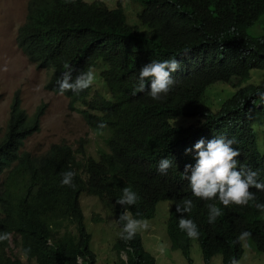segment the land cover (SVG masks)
Masks as SVG:
<instances>
[{
	"label": "clouds",
	"instance_id": "clouds-1",
	"mask_svg": "<svg viewBox=\"0 0 264 264\" xmlns=\"http://www.w3.org/2000/svg\"><path fill=\"white\" fill-rule=\"evenodd\" d=\"M81 1L100 5L116 21L134 31L137 27L143 31L140 25L146 24L141 23V16L154 7L151 0H140L143 8L136 14L138 22L131 24L122 0ZM263 37L264 33L257 40L264 41ZM128 43L129 39L125 40L124 51ZM106 48L118 50V38L87 39L81 43L80 51L88 56L100 54ZM203 50V44L184 46L177 37L166 55L129 58L125 54V62L114 68L102 56L89 64L85 71L78 73H73L71 66L65 64L66 71L58 80L59 92L46 88L54 68L41 67L52 69L51 77L44 86L48 91L68 97L64 94L67 91L79 95L83 90H89L86 101L71 104V98H68L72 109L78 103L84 106L80 112L95 135L82 138L77 147L53 143L44 152L34 153L25 148L26 140L40 130L45 104H41L30 116L22 107L21 99V108L28 117H35L40 110L41 113L38 128L22 139L18 152L42 157L52 150L54 144L66 145L69 147L65 155L67 167L59 180L46 179L44 172L47 169H43L25 185L19 180L10 179V172L17 161L0 173V264H58L50 252H29L22 233L16 229L35 220L40 209L48 215L45 225L50 230L51 246L58 243L66 250L76 251V264H98L97 254L91 248V233L86 226L83 195L96 197L104 208L102 212L91 214L93 222L98 223L104 215L111 214L118 228V236L112 246L115 264H158L156 257L146 249L142 233L151 228L149 220L155 216L157 204L163 200L171 202L167 220L171 247L181 250L188 260L187 264H193L191 247L194 242L200 244L204 264H211L219 254L222 264H239L242 257L253 259V252L264 253V246L258 237L245 224L234 221L228 215L229 209L254 205L260 210L259 217L264 220V203H257L259 192L264 191V179L260 171L242 162L241 152L233 138L214 118L196 113L193 116L179 114L167 119L172 128L192 131L180 147L169 148L160 141L159 120L168 114L174 96L186 83L185 75H194L197 80L204 81L202 106L214 115L233 106L239 92L264 85L243 84L251 78L252 70L258 68L251 67L247 75H243L233 71L238 65L236 62L225 61L217 75L212 74L213 68L205 65V60H198L189 67V58ZM108 71L109 75L105 77L104 73ZM96 81L104 85L107 95L94 90ZM219 82L223 84L215 89L234 87L236 90L226 99H217L218 107L204 103L209 88ZM123 90L128 94L127 100L150 102L155 105L154 109L148 110L147 115L133 110L116 98V94ZM251 103L261 113L259 110L264 109V91L257 92ZM105 116L111 123L101 121L97 125V119ZM8 123L0 136L1 143L9 142L14 137L9 132ZM253 128L258 142L256 152L264 170V152L259 146L254 120ZM93 142L97 145L94 153L90 151ZM126 165L138 169L140 176L113 193L116 177L125 176L122 166ZM151 176L164 181L155 187L153 198L147 200L141 188ZM171 186L189 199L176 205L170 195ZM175 207L178 215L173 224L171 219ZM191 212L195 214L194 217L190 216ZM244 241L250 246L248 254ZM14 246L19 248L22 256L14 253ZM56 248L61 254L65 253L60 247ZM89 249L94 259L86 252ZM159 259L160 264L166 263L165 259Z\"/></svg>",
	"mask_w": 264,
	"mask_h": 264
},
{
	"label": "trees",
	"instance_id": "trees-1",
	"mask_svg": "<svg viewBox=\"0 0 264 264\" xmlns=\"http://www.w3.org/2000/svg\"><path fill=\"white\" fill-rule=\"evenodd\" d=\"M154 4L145 12L142 24L148 26L146 31H139L116 21L100 5L86 4L81 0H29L26 21L20 26L18 44L22 51L38 67L54 68L52 79L46 88L59 92L58 80L66 71L68 64L73 73L85 71L86 67L102 56L109 61L111 67H118L125 62V57L146 58L154 55H166L174 40L179 37L184 46L203 44V51L191 56L188 60L190 67L198 60H205V65L213 68L212 74L221 72V65L225 61L236 62L234 72L247 75L251 67L264 69V41L257 40V36L250 35L247 29L258 22L264 15V0H151ZM264 27V19L261 20ZM117 37L118 50L106 48L100 54L84 55L80 51L81 43L90 38ZM129 43L125 47V40ZM264 39V37H263ZM108 77L109 71L104 73ZM186 83L174 96L168 114L159 120L158 134L160 141L169 148L180 147L186 137L192 132L184 128H172L168 117L179 114L193 116L202 113L214 118L222 129L235 141L241 152V159L245 165L260 171L264 179L261 159L256 152L257 136L253 128L255 104L251 103L256 93L264 91V85L252 86L239 92L234 105L224 109L219 114L210 113L202 103L204 81H199L194 75H185ZM71 98V104L79 100L86 101L89 90H83L79 95L71 91L64 93ZM128 94L123 90L116 94L120 102L127 103L133 110L147 115L155 105L150 102L127 100ZM264 116V109L259 110ZM41 110L30 118L21 108V98L16 93L11 108L8 123L11 141L0 142V173L17 164L10 172L11 180H19L24 185L41 170L46 179L59 180L67 167L65 161L66 145L54 144L52 150L45 156L32 157L29 153H19V146L24 137L29 136L38 128ZM86 111H84V114ZM111 123L108 116L98 118ZM125 176L118 175L112 192L128 182H133L140 176V171L131 166H122ZM162 178L151 176L141 188L145 199L154 196L155 187L162 183ZM264 182V181H263ZM13 183V182H9ZM8 183V184H9ZM170 195L175 204L189 199L187 195L179 193L175 186L170 187ZM257 203H264V191H260ZM260 210L254 205L237 206L228 210V215L234 221L245 224L261 241L264 246V220L259 217ZM194 217L195 214L189 213ZM178 212L176 207L172 214V223L176 222ZM48 219L43 209L38 217L26 224L18 226L29 252H50L58 264H76L77 252L66 248L62 244L49 242L50 230L45 225ZM65 253L61 254L56 247ZM93 259L90 249L86 251Z\"/></svg>",
	"mask_w": 264,
	"mask_h": 264
},
{
	"label": "rangeland",
	"instance_id": "rangeland-1",
	"mask_svg": "<svg viewBox=\"0 0 264 264\" xmlns=\"http://www.w3.org/2000/svg\"><path fill=\"white\" fill-rule=\"evenodd\" d=\"M29 0H0V136L4 134L10 118L11 104L17 92L22 99V107L33 116L41 104H45L44 113L41 116L40 130L33 133L27 140L25 148L34 153L47 150L53 143H67L77 147L82 138L92 137L95 133L88 127L80 108L81 103L75 109L70 107V99L45 89V84L51 77V70L37 66V63L29 60L18 44L19 27L27 17ZM128 11V22L137 23L136 14L143 8L140 0H122ZM264 15L247 31L250 35L260 37L263 35L261 20ZM146 25H140V29L147 30ZM264 83V70L253 69L251 78L243 84ZM222 82L213 84L203 102L218 107V100L226 99L236 90L234 87L227 89H215ZM94 90H99L107 95L106 88L101 82L94 84ZM190 120L188 118H179ZM254 126L258 135L259 146L264 152V116L256 112ZM96 142H93L90 151L96 152ZM82 204L86 216V226L91 233V248L97 254L98 264H115V254L112 250L114 241L118 236V228L111 219V214L104 215L103 220L96 223L90 218L93 212H102L104 208L94 196L83 195ZM171 202L160 201L156 207L155 216L149 220L151 228L142 233L144 245L157 259H165V264H187L180 249H173L167 232V220L169 217ZM247 254L250 246L244 241ZM14 253L22 256L19 248L14 246ZM193 264H204L200 244L194 242L191 247ZM255 257L248 259L242 257L239 264H264V253H252ZM211 264H222L221 255H216Z\"/></svg>",
	"mask_w": 264,
	"mask_h": 264
}]
</instances>
